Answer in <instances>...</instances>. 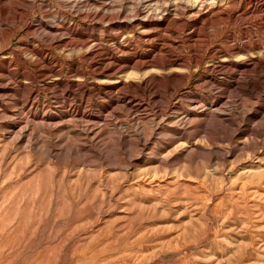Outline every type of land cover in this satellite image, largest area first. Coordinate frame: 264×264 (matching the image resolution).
Masks as SVG:
<instances>
[{
	"label": "rangeland",
	"instance_id": "obj_1",
	"mask_svg": "<svg viewBox=\"0 0 264 264\" xmlns=\"http://www.w3.org/2000/svg\"><path fill=\"white\" fill-rule=\"evenodd\" d=\"M0 264H264V0H0Z\"/></svg>",
	"mask_w": 264,
	"mask_h": 264
}]
</instances>
